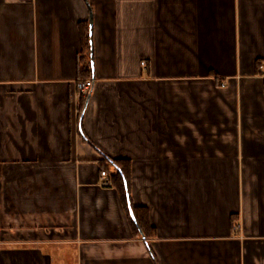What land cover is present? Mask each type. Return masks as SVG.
Here are the masks:
<instances>
[{
	"label": "crops",
	"instance_id": "obj_1",
	"mask_svg": "<svg viewBox=\"0 0 264 264\" xmlns=\"http://www.w3.org/2000/svg\"><path fill=\"white\" fill-rule=\"evenodd\" d=\"M0 264H264V0H0Z\"/></svg>",
	"mask_w": 264,
	"mask_h": 264
},
{
	"label": "trees",
	"instance_id": "obj_2",
	"mask_svg": "<svg viewBox=\"0 0 264 264\" xmlns=\"http://www.w3.org/2000/svg\"><path fill=\"white\" fill-rule=\"evenodd\" d=\"M90 39L91 37L89 33H87L86 37L83 40L85 49H90ZM83 70H84L83 67L80 65V68H79L80 78L78 81L84 80ZM109 162L111 163V170H110L111 174H109L108 176V185H111L112 183L120 191L122 195L124 208L131 220L134 230L136 232H142L143 236L147 237V232H146V225L148 224L147 214L142 212L143 209L141 208L134 207L132 204L130 206L129 171L127 169V161L109 159ZM106 170L108 171L107 167L105 168L104 166L101 167V171H105L107 173ZM130 211L132 212L134 216V219H135L134 221L130 217Z\"/></svg>",
	"mask_w": 264,
	"mask_h": 264
},
{
	"label": "built area",
	"instance_id": "obj_3",
	"mask_svg": "<svg viewBox=\"0 0 264 264\" xmlns=\"http://www.w3.org/2000/svg\"><path fill=\"white\" fill-rule=\"evenodd\" d=\"M142 65L145 64L144 61L141 62ZM94 79L93 78H87L81 81H78L76 83V94L78 98H83V97H87L92 89L94 88ZM224 85V83H222V86ZM101 177H102V181L101 184L102 185H108V175L106 174L105 171H101Z\"/></svg>",
	"mask_w": 264,
	"mask_h": 264
},
{
	"label": "water",
	"instance_id": "obj_4",
	"mask_svg": "<svg viewBox=\"0 0 264 264\" xmlns=\"http://www.w3.org/2000/svg\"><path fill=\"white\" fill-rule=\"evenodd\" d=\"M90 28H91V22H90ZM88 100H89V96L87 97V99H86V101H85L84 109H85L86 106H87ZM131 216H132V218L134 219V216H133L132 212H131Z\"/></svg>",
	"mask_w": 264,
	"mask_h": 264
}]
</instances>
